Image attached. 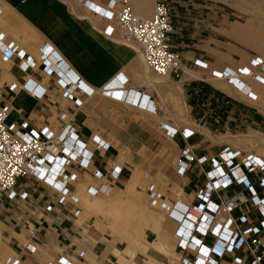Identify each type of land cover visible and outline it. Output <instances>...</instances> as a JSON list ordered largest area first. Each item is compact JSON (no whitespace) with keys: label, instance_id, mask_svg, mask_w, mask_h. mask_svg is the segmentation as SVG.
Wrapping results in <instances>:
<instances>
[{"label":"crops","instance_id":"0c3cea01","mask_svg":"<svg viewBox=\"0 0 264 264\" xmlns=\"http://www.w3.org/2000/svg\"><path fill=\"white\" fill-rule=\"evenodd\" d=\"M138 1L140 0H136L137 10L145 14L142 10H148L151 0H143L144 6L139 5ZM167 1L174 9L175 30L171 34V45L181 53L183 66L188 70L181 79L169 77L165 83L153 85L148 83V76L154 77L155 73L148 69L138 48L124 41L119 28L113 35H106L103 31L106 21L78 1L0 0L3 10L0 14V31L19 43L28 53L37 58L38 48L49 43L67 66L96 89H101L114 78L121 81L118 75L122 73V77L128 79L124 88L132 96L130 102H126L95 94L85 98L83 106L76 109L71 102L60 97L59 91L54 88L52 77L44 76L40 70L33 72L32 76L47 88L42 100L37 101L23 91L12 95V110L16 111L11 112L10 118L25 115L35 124L54 122L57 110L66 109L73 114L74 123L85 140L90 141L92 133H99L110 141L109 150L95 152V164L105 173L112 164L120 165L123 169L118 179L107 173L105 180L112 189L97 195L94 204L87 203L85 208L82 205L79 217L72 215L70 205L57 207L53 213H45L43 205L54 201L55 197L43 187H35L30 182L32 202L23 207L34 203L33 209L21 208L18 213L6 211L3 219L7 228L4 232L10 240V246L15 249L13 252L23 250L26 243L34 247L33 252H25L24 257L28 263L44 264L47 260L67 254L80 261L79 264H115L110 241H105L104 232L95 224L94 218L87 219L85 213L86 210L90 213L103 210L102 205L106 204L105 200L109 201L111 191L125 189L133 174L141 171L152 173L156 184L168 199H174L173 190L177 189L182 191L187 201L194 200L195 188L201 178L191 175L179 177L175 170L176 157L184 142L180 136L173 139L166 137L158 127L162 119L171 120L170 122L178 125L171 104L172 97L180 101L189 126L196 131L191 142L198 153L215 154L228 143L224 140L227 139L225 135H242L233 132L237 125L232 120H238L242 125L246 121L251 127L264 124L263 107H253L257 103L264 105V86L256 83L257 94L261 97L258 96V102L251 103L235 96L239 94L225 80L212 79L209 72L195 67L192 62L194 58H201L212 66L227 63L237 65L248 61L253 48L240 47L230 36L231 27L225 18L214 16V11L201 2ZM201 8L209 10L205 12L206 18L199 24L194 13ZM187 72L193 73V76L187 77ZM21 76L24 73L17 70L15 60L12 59L2 66L0 83L21 79ZM22 81L17 80L20 85ZM110 83L115 85L114 81ZM131 89L136 93L142 92V95H150L160 109L159 112L153 114L137 106L132 100L134 94ZM248 102L252 105L247 104ZM246 130L248 132L250 128ZM243 145L239 147L247 150ZM79 173L76 190L83 201L85 187L98 184V181L87 171ZM114 206L115 202L107 209L108 213ZM142 210L148 213V217L140 211L139 218H145L151 226L159 228L161 217L149 208ZM21 212L32 221L31 228L23 223L25 220ZM161 237H165L166 242L159 240L157 243L171 248V237L163 234L162 230L159 233V238ZM24 238L28 240L22 241ZM79 251H85L83 258L78 257Z\"/></svg>","mask_w":264,"mask_h":264},{"label":"built area","instance_id":"2783aa9c","mask_svg":"<svg viewBox=\"0 0 264 264\" xmlns=\"http://www.w3.org/2000/svg\"><path fill=\"white\" fill-rule=\"evenodd\" d=\"M94 15L105 21L104 33L113 35L117 28L124 41L138 48L146 66L161 76H181L183 57L171 46L174 32L173 8L167 0H154L150 17L137 14L133 0H106L100 4L92 0H77ZM99 9V10H97ZM0 7V14L2 13ZM37 59L15 40L0 31V71L12 59L25 77L20 85L15 79L0 83V201L23 207L32 202L29 183L41 186L55 200L46 202L43 211L53 213L57 207L71 206L74 217L82 214V198L76 190L80 171H87L98 184H89L85 193L95 197L110 191L105 182L107 173L114 179L122 174L120 165L112 164L107 173L95 164V150L107 151L110 141L99 133H92L90 141L80 134L73 114L66 109L56 112V121L35 124L28 117L10 118L12 95L23 91L40 101L47 88L32 74L36 70L53 80L60 97L76 109L95 94L130 102L128 79L119 73L101 89H96L80 78L49 43L38 48ZM194 66L209 69L210 63L201 58ZM210 77L222 78L247 100L257 101L253 82L264 86V56L254 55L250 62L237 67L215 66ZM123 82V84L121 83ZM122 86V88H120ZM131 93L133 90L131 89ZM135 104L158 113L150 95L138 92ZM160 121L158 127L168 138L180 136L183 145L176 157V173L201 178L195 188L193 201L183 195L168 199L151 173H145L147 196L152 207L164 211L174 224L177 258L173 264H264V156L240 147L225 144L215 154L198 153L191 142L195 129ZM49 196V194H46ZM199 241V243H197ZM35 249L26 243L23 250L4 257V264H30L25 252ZM85 251H79L83 258ZM71 255L62 254L44 264H76Z\"/></svg>","mask_w":264,"mask_h":264},{"label":"rangeland","instance_id":"374dc122","mask_svg":"<svg viewBox=\"0 0 264 264\" xmlns=\"http://www.w3.org/2000/svg\"><path fill=\"white\" fill-rule=\"evenodd\" d=\"M97 1L104 2L105 0H97ZM196 1H199L205 6L210 7V9L214 11V16L217 17V15H219L225 18V21L231 27V29L229 30V33H231L230 36L236 40L237 44L240 47L253 48L252 49L253 54L250 55L248 61H244V62L242 61V63H239L237 65H232L231 63H227L224 65H230V66L237 67L239 65H244L250 62L251 57H253L254 55L260 54L264 56V16L260 12L257 13L258 11L257 12L254 11V10H257V6H258V4H256L257 2H259V5H261L259 8L261 10H264L263 0L261 1H256V0H196ZM153 2L154 1L151 0V5L148 8V10L147 9L142 10V11H145V14L139 13V11L137 10L136 0H133V6L135 7L134 8L135 11L136 10L138 11V12L136 11L137 13L144 15L143 17L146 18V17L151 16V13L153 11ZM208 10L209 8L208 9L201 8L199 10H196V13H194V15L196 16L195 18L197 19V22L199 24L202 23L203 19L206 18L207 14L205 12H207ZM232 12L234 14H232ZM257 14L259 17H257ZM173 24H174V20H173ZM241 27L250 28L251 32L248 33V35L241 36L242 39L241 38L239 39L235 37V31L233 28H241ZM174 30H175V26H174ZM224 65H221V66L224 67ZM221 66H218V67H221ZM214 67L215 66H212L210 64L211 69ZM201 69L204 70L205 72H209V73L211 72V69L210 71L209 69L207 70L203 68ZM187 70H188L187 68H184L183 73H185V71ZM182 75L178 77H173V78L178 80V79H181ZM24 77L25 75L21 76V79H17V80L22 81ZM148 78L150 80L148 81V83L155 85L157 82H159L160 84L165 83L166 80L169 79V76H161V75L155 74L154 77L148 76ZM152 81H156V83L154 84V82ZM251 83L254 88V92L257 93L256 83L258 82L252 81ZM258 84H261V83H258ZM236 93L239 95H235V96L246 99V97L242 93L238 92L237 90H236ZM248 101L251 103H254V102H258L259 100L257 101L248 100ZM171 102H172L171 104L174 110V117L176 119V123L178 124V126L180 127L189 126V122L186 119V115H185V109L181 105L180 101L176 97H172ZM249 102L247 104L252 105ZM257 105H259L260 107H263V111H264L263 104L257 103L256 105H253V107ZM12 111H14V109ZM22 116L27 117L25 115H22ZM162 120H167V119H162ZM232 121L235 122V124L237 125L233 132H239L237 134H242V135H225V137H227L228 139L227 140L226 138H224L225 142L227 141L228 143L232 144L233 146H237V147H239V145L244 144L243 146H245V149H247L245 151L256 152L259 155L264 156V137H263L264 136V124H262L261 126L256 125V126L251 127L250 124L247 123L246 121H244L245 124L243 125L240 124L238 120H232ZM247 128H250V131L247 132L246 130ZM251 128H253V130ZM159 131L162 132L160 128H159ZM244 133H246L247 135H245ZM96 151L97 150H95V152ZM145 173H149V172L141 171L137 174H133L130 181H128L125 189L122 188L118 192L115 189H113L109 196V201L106 202L107 200H105L104 202L106 204L102 205L104 207L103 210L101 209L99 212L93 211L92 212L93 214L90 213L89 210H86V213H85V215H87V219L91 220V218H94L95 224L98 226L100 230L104 232L106 236L105 241H108V242L110 241V244L113 247V249L116 246V248H118L120 252L125 253L126 251L131 249L130 246L132 245V244L129 245L128 243L130 242L129 239H127L126 237H123L124 230L128 229V232L132 233L130 239L132 240L131 242H133L134 245H133V249L131 250L133 251L137 250V252L135 251L136 258H133L135 257V254L132 255L129 253V251L128 253L124 254L123 258L122 256L120 257V255L118 256L112 252L113 260L116 261L115 264H119L118 263L119 260H124L125 263H122V264H173V262H175V259L177 258V254L174 251V249L177 251L176 245H175V237H174L175 224L171 220H169V218L167 217L164 211L160 210L159 208L152 207L150 205L148 196H147V190H146L147 182L144 178ZM194 177H196V175H194ZM158 188L161 191H163L160 187ZM173 193H174V196L182 195V191L177 190V189L173 190ZM95 198L96 196L91 197L84 193L83 201H82L83 203L82 205L84 206V208H85V204L87 205V203L89 204L90 202H92L91 204H94ZM113 202H115V206L108 213L107 209H109L110 205L113 204ZM33 205L34 203L31 204V206H26L25 208L33 209ZM21 208L25 209L24 207H18L15 204H9L7 202L0 201V264H4L3 262L4 257L11 254L15 250L14 248L10 246V240L8 239V237L6 236L4 232L5 229H7L5 226V222L3 221L5 213L6 211L9 213L11 212L18 213L21 210ZM142 208L144 209L149 208V210L153 211V213H156L157 215L161 217L159 228H155L153 225L151 226L150 225L151 223L149 222V220L145 221V218H139L140 211L144 213L146 218L148 217V213L145 210L142 211ZM21 213L22 215L24 214L23 212ZM35 213L36 212H34V214ZM85 215L83 217H85ZM23 219L25 220L23 223L27 225V228H31L33 225L32 221L29 220L28 217L25 215H23ZM135 229H138L137 233L135 232ZM140 229H143V234L145 238L144 240L141 237L142 230ZM161 230L163 234H167V236L171 237V241L169 242V246L171 248H169L168 250H164L160 246L159 248L158 246L157 247L155 246L157 245V242H159V240L166 242L165 237L159 238V233ZM27 240H28L27 238L22 239V241H27ZM147 245L150 246V250L147 254L140 251L142 250L143 247H146ZM134 247H139V249H135ZM152 253L154 254V256L152 255ZM150 254L152 255V258ZM75 262L76 264L80 263V261H77V260H75Z\"/></svg>","mask_w":264,"mask_h":264},{"label":"bare ground","instance_id":"6f19581e","mask_svg":"<svg viewBox=\"0 0 264 264\" xmlns=\"http://www.w3.org/2000/svg\"><path fill=\"white\" fill-rule=\"evenodd\" d=\"M94 3H96V4H100L101 5V2H97V1H94V0H92ZM256 1H261V0H256ZM264 1V0H263ZM139 2V1H138ZM256 4H258V6H257V10H254L255 12H257V13H261L263 16H264V10H261L259 7L261 6V5H259V2H257ZM139 5H141V6H144V1L143 0H140V2H139ZM135 8V7H134ZM238 8V7H237ZM88 9V8H87ZM89 10V9H88ZM239 10H240V8H239ZM90 12H91V10H89ZM251 12V11H250ZM254 12V13H255ZM93 13V12H92ZM247 13V12H246ZM138 15H140V16H144V15H141V14H139V13H137ZM232 14H234L233 12H232ZM257 17H259L258 16V14H257ZM256 17V18H257ZM234 29V31H235V37L236 38H241V36H245V35H248V33H250L251 31H250V28H244V27H241V28H233ZM229 34H231V33H229ZM242 39V38H241ZM246 39V38H245ZM244 40V39H243ZM245 41V40H244ZM263 46V45H262ZM36 58V57H35ZM37 59V58H36ZM14 60V59H13ZM149 69V68H148ZM186 76L187 77H191V76H193V73H190V72H187L186 73ZM212 79H215V80H224V79H222V78H213L212 77ZM152 82H154V84L156 83V81H152ZM158 83V82H157ZM156 83V84H157ZM160 84V83H159ZM229 85V84H228ZM229 87L233 90V91H235L236 92V89H234V87L233 86H231V85H229ZM261 87V86H260ZM181 88V87H180ZM258 90V89H257ZM132 94H134V96H133V102H137V99H138V94L134 91ZM261 94V93H260ZM127 96H130L129 95V91H127V94H126ZM260 96V95H259ZM261 97V96H260ZM131 98H132V96H131ZM139 108V107H138ZM154 114V113H153ZM109 186V188L110 189H112V187L110 186V185H108ZM109 194V193H108ZM143 211V210H142ZM140 230H142V229H140ZM135 232L137 233L138 232V229H135ZM131 235H132V233H129L128 232V229H125L124 230V232H123V237H126L127 239H129V241L131 242L132 240L130 239L131 238ZM134 236V235H133ZM141 237H142V239L144 240L145 238H144V234H143V230H142V235H141ZM128 242L129 243V245H131L130 246V248L131 249H133V242ZM135 242H136V240H135ZM137 245V244H136ZM138 246V245H137ZM156 247L158 246V248H159V246L160 247H162L164 250H168L169 248H167L165 245H162V244H159V243H157V245H155ZM135 249H139V247H134ZM127 249V248H126ZM130 249V250H131ZM128 250L129 251V253L130 254H132V255H134L135 254V257H133V258H136V252H137V250ZM149 250H150V246H146V247H143L142 248V250H140V251H142V252H144V253H148L149 252ZM128 251H126L125 253L124 252H120V250H118V248H116V246L114 247V249H113V253H115L116 255H120V257L122 256V258H123V256H124V254H126V253H128ZM136 251V252H135ZM133 252V253H132ZM175 253H176V250H175ZM177 254V253H176ZM152 255L154 256V254L152 253ZM152 255L150 254V256H151V258H152ZM153 259H155V258H153ZM119 264H122V263H125L124 262V260H119V262H118Z\"/></svg>","mask_w":264,"mask_h":264},{"label":"snow or ice","instance_id":"6c2138e0","mask_svg":"<svg viewBox=\"0 0 264 264\" xmlns=\"http://www.w3.org/2000/svg\"><path fill=\"white\" fill-rule=\"evenodd\" d=\"M97 10H99V9H97ZM197 243H199V241H197Z\"/></svg>","mask_w":264,"mask_h":264}]
</instances>
